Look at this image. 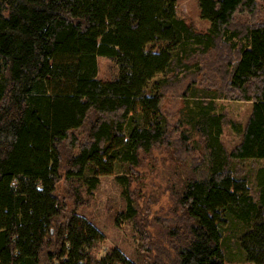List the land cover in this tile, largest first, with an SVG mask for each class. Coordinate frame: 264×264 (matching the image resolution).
<instances>
[{
  "label": "trees",
  "instance_id": "16d2710c",
  "mask_svg": "<svg viewBox=\"0 0 264 264\" xmlns=\"http://www.w3.org/2000/svg\"><path fill=\"white\" fill-rule=\"evenodd\" d=\"M177 3L0 0V264H134L117 248L99 257L104 237L77 214L78 187L91 198L118 165L134 172L174 146L194 163L202 152L208 174L177 193L168 248L154 252L144 223L148 264H225L224 233L238 225L245 260L264 264V165L255 192L230 167L264 162V0H199L208 28L181 19ZM100 58L116 77L98 78ZM180 100L173 122L167 105ZM218 100L253 103L247 123ZM228 125L241 138L230 153Z\"/></svg>",
  "mask_w": 264,
  "mask_h": 264
},
{
  "label": "rangeland",
  "instance_id": "374dc122",
  "mask_svg": "<svg viewBox=\"0 0 264 264\" xmlns=\"http://www.w3.org/2000/svg\"><path fill=\"white\" fill-rule=\"evenodd\" d=\"M177 13L181 19H188L197 28H208L210 22L201 18L199 0H178ZM98 78L113 79L118 75V66L113 60L99 59ZM160 78L157 76L156 79ZM218 112L227 114L228 118L236 123L245 125L252 113L253 103L244 101H217ZM184 100L179 103H169L168 113L173 122L180 118ZM223 145L230 153L241 141L240 136L231 126L224 128L221 137ZM177 147L156 148L149 155L143 156V163L134 172L126 164L118 165L113 176L101 177L100 184L93 196L89 198L85 187L81 191L84 205L78 208L77 214L93 224L103 235L98 255L103 258L111 248H117L126 258L134 264H148L146 252H143L142 232L147 223L149 234L148 244L157 250L154 244L161 243L168 248L169 229L175 227L177 193L190 179H202L208 174V163L204 160L202 152L195 150L194 156L200 163L192 159H180ZM264 163L259 161H231V170L237 177L248 179L255 192V172ZM127 178L134 204L139 210L137 220H129L126 216L127 203L124 198L123 186L118 178ZM129 190V189H128ZM176 214V215H175ZM143 221V222H142ZM245 232L243 226H236L231 232L224 233L223 252L225 264H254L245 260V254L238 238ZM164 258H161L164 262ZM150 262V261H149ZM165 263V262H164Z\"/></svg>",
  "mask_w": 264,
  "mask_h": 264
},
{
  "label": "bare ground",
  "instance_id": "6f19581e",
  "mask_svg": "<svg viewBox=\"0 0 264 264\" xmlns=\"http://www.w3.org/2000/svg\"><path fill=\"white\" fill-rule=\"evenodd\" d=\"M226 74V73H225ZM117 79V78H116ZM225 79V78H224ZM230 84V83H229ZM238 89V88H237ZM251 95V94H250ZM253 95V94H252ZM93 109V108H92ZM55 221V220H54ZM65 230V229H64ZM66 231H68V230H66ZM53 241V240H52ZM45 246V245H44Z\"/></svg>",
  "mask_w": 264,
  "mask_h": 264
},
{
  "label": "crops",
  "instance_id": "0c3cea01",
  "mask_svg": "<svg viewBox=\"0 0 264 264\" xmlns=\"http://www.w3.org/2000/svg\"><path fill=\"white\" fill-rule=\"evenodd\" d=\"M262 163H264V162H262Z\"/></svg>",
  "mask_w": 264,
  "mask_h": 264
}]
</instances>
